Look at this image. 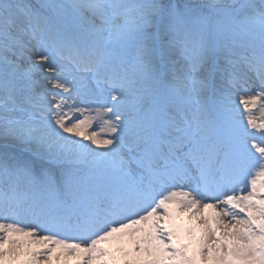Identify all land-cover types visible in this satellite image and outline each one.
<instances>
[{
	"label": "snow or ice",
	"instance_id": "1",
	"mask_svg": "<svg viewBox=\"0 0 264 264\" xmlns=\"http://www.w3.org/2000/svg\"><path fill=\"white\" fill-rule=\"evenodd\" d=\"M0 264H264V0H0Z\"/></svg>",
	"mask_w": 264,
	"mask_h": 264
}]
</instances>
